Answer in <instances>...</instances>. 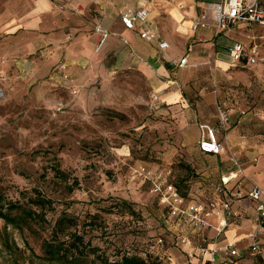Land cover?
<instances>
[{
  "label": "rangeland",
  "instance_id": "rangeland-1",
  "mask_svg": "<svg viewBox=\"0 0 264 264\" xmlns=\"http://www.w3.org/2000/svg\"><path fill=\"white\" fill-rule=\"evenodd\" d=\"M54 1L69 7V0ZM33 2L0 0V86L5 91L0 100V187L14 200L22 191L35 188L53 198L50 220L64 209L81 222L100 214L102 225L97 228L100 223L94 222L87 236L111 258L135 240L149 245L169 222L149 186L131 179V167L142 161L172 163L176 180L194 197L212 188L210 181L203 179L204 170L187 162L178 122L159 112L151 80L136 66L101 73L77 64L76 70L67 66L61 72L57 66L65 62L62 57L45 70L56 47L42 46V37L57 33L60 17L47 15L44 30L28 27L25 18ZM227 35L213 42L222 48L239 40L258 44L264 52V27L241 26ZM62 42L67 49L70 36ZM207 77L212 89L230 84V91L236 85L232 94L248 98V110L261 99L264 104V65L231 67L223 79L215 66ZM256 131L264 135V115ZM200 161L203 166L212 163L206 158ZM56 164L68 173L69 183L78 178L79 186L72 192L55 176ZM120 200L130 202L137 214L132 215ZM47 227L34 225L33 230L19 231L0 219V264H54L39 258ZM4 233L21 250L16 255L4 248Z\"/></svg>",
  "mask_w": 264,
  "mask_h": 264
},
{
  "label": "crops",
  "instance_id": "crops-1",
  "mask_svg": "<svg viewBox=\"0 0 264 264\" xmlns=\"http://www.w3.org/2000/svg\"><path fill=\"white\" fill-rule=\"evenodd\" d=\"M33 1L25 18L28 27L36 26L44 30L47 15L60 17L57 33L52 36L43 34L42 37V46L53 43L56 47L53 55L47 59L46 71L51 70L50 64H57L64 57L65 62L57 66L61 72L67 66L74 71L77 64L83 68L88 66L91 72L101 73L114 68L136 66L150 78L159 95V112L174 117L178 122V136L189 154L187 162L194 168L197 166L204 170L206 178L203 179L210 181L212 188L209 191L204 189L196 197L189 195V201L205 204L215 200L219 214H213V223H218L225 214L221 205L225 195L217 193L214 188L229 171H241L240 176L229 183L231 189L248 192L255 185L264 187V135L256 131L264 115L262 99L248 110V98L238 99L237 94H232L236 85L232 84L230 91V84H220L212 89L211 82L207 81V76L215 66L219 79H223L231 67L254 66L245 65L244 61L232 65L224 54L225 46L220 48L216 41L213 42L216 38L212 37L211 30L201 31L207 37L205 40L197 38L192 22L201 11L200 4L204 0H153L148 4V23L139 24L134 30L126 29L120 17L127 10L135 9L139 0H69L67 9L54 0ZM97 24L110 31L100 50H97L100 37L96 31ZM149 27L157 28L161 40L169 43L166 50L159 48L160 40L148 41L140 36V32ZM65 35L70 36L67 49L62 47ZM196 45L199 47L196 48ZM30 48L34 50L35 46ZM217 50L222 52L218 57ZM187 53L189 63L180 66V58ZM218 106L229 114L226 130L221 128ZM207 126L219 131L223 150L219 155L206 154L199 149L202 131ZM203 158L209 159L211 165L203 166L200 161ZM234 159L239 160L240 164H236ZM139 164L154 168L161 165L172 167V163L165 162L153 164L142 161L134 165ZM197 191L200 189L197 188ZM231 206L238 216L229 219L222 233L212 228L199 230L186 221L170 223L169 228L164 230L168 264H209L210 252L192 259L187 256L188 251L196 249L203 233L210 237L211 246L234 243L240 252L235 264H261L259 256L250 255L249 247L251 237L256 233L264 248V218L261 222L258 220L255 202L248 197L232 198ZM183 237L188 238L186 243L181 242Z\"/></svg>",
  "mask_w": 264,
  "mask_h": 264
},
{
  "label": "built area",
  "instance_id": "built-area-1",
  "mask_svg": "<svg viewBox=\"0 0 264 264\" xmlns=\"http://www.w3.org/2000/svg\"><path fill=\"white\" fill-rule=\"evenodd\" d=\"M153 0H139L138 5L133 10H127L121 14V22L126 29L134 30L139 24H147L150 18V10L148 4ZM201 11L192 22V29L196 33L199 40H205L207 37L201 31L211 30L212 37L217 38L221 35H227L231 29L241 26L251 27L257 25L264 27V0H220V1H203L200 4ZM96 31L99 33V43L97 50H100L110 31L97 24ZM140 36L148 41L160 40L159 48L166 50L169 43L161 40L160 33L157 28L149 27L145 31L140 32ZM224 54L232 65H238L245 62V65L257 66L264 65V52L258 44L246 45L243 41L234 40L233 45L226 46L223 49ZM192 51V49L190 50ZM221 51H216V57ZM222 53V52H221ZM189 63V53L180 58L178 64L185 66ZM75 92H77L75 90ZM5 96L4 89L0 86V100ZM153 100L158 101L159 95L156 93ZM64 107V105H60ZM218 117L221 128L226 130L229 121L228 112L221 106H218ZM199 149L206 154L219 155L222 153V145L219 138V131L215 127L207 126L202 131L199 140ZM236 164H240L239 160L234 159ZM241 167V165H240ZM241 169V168H240ZM239 171H229L227 175L222 176L221 183L215 185V191L222 193L225 198L221 205L225 211L224 216L220 218L218 223L212 222L214 213L219 214L217 210V202L211 200L207 203L190 202L187 196H184L176 184L172 181L173 168L169 165H161L156 168L148 165H133L130 175L132 180H138L149 186V192L156 196L159 203L164 207L165 221L170 223L186 221L199 230L212 228L217 233H222L229 224V219L238 216L232 211L231 199H242L248 197L255 202V209L258 213V220L264 218V187L259 185L253 186L248 192L241 189H231L228 185L240 176ZM244 177L243 175L241 176ZM259 223V222H258ZM166 225V229L169 228ZM164 232L160 236L153 239L149 244V250L160 257L167 259L166 241ZM249 253L252 257L259 256L264 264V248L257 239V234L253 233L251 237ZM187 237L181 238L182 243H186ZM211 239L208 235L202 234L196 249L188 251L189 259L195 256H204L210 252L209 264H235L240 256V252L234 243H226L221 246H211Z\"/></svg>",
  "mask_w": 264,
  "mask_h": 264
},
{
  "label": "trees",
  "instance_id": "trees-1",
  "mask_svg": "<svg viewBox=\"0 0 264 264\" xmlns=\"http://www.w3.org/2000/svg\"><path fill=\"white\" fill-rule=\"evenodd\" d=\"M55 176L65 183V188L72 192L79 186V180L74 177L69 183L68 173L60 169V165H53ZM173 169L172 181L184 196L190 197L176 180ZM19 199H11L0 187V219L6 226L23 231L33 230L34 225L45 227L48 225L47 236L43 239V255L39 256L44 261L54 264H168V260L149 250V245L135 240L133 245L122 249L115 258H111L105 249L93 243L88 233L93 230L94 222L98 228L102 225L101 215L95 213L82 222L80 218L67 209L62 210L55 219H49L48 213L54 209V199L33 189L31 192L22 191ZM123 206L129 208L130 213L137 214L133 205L127 200H120ZM3 246L11 254L16 255L21 250L14 248L6 233L2 236Z\"/></svg>",
  "mask_w": 264,
  "mask_h": 264
}]
</instances>
